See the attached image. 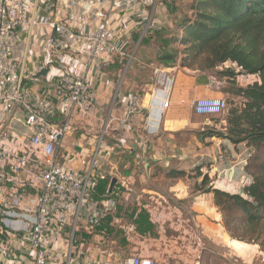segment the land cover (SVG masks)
Masks as SVG:
<instances>
[{
  "label": "built area",
  "instance_id": "2783aa9c",
  "mask_svg": "<svg viewBox=\"0 0 264 264\" xmlns=\"http://www.w3.org/2000/svg\"><path fill=\"white\" fill-rule=\"evenodd\" d=\"M80 3V10L70 9L62 21L54 23L43 42L41 52L52 72L48 89L34 93L22 85L21 66L12 53L17 29L28 22V7L24 0H0V264H101L86 244L94 233L106 235L100 227L116 207L114 199L93 196L101 177L98 160L108 124L95 134L90 147L82 148L80 169L67 167L68 156H59L58 149L72 120L88 117L97 105L89 76L100 73L114 55L126 50L132 27L147 9L152 16L158 0ZM172 71L153 70L150 102L161 109L168 106L174 86ZM222 85L213 78L207 82L217 90ZM139 99L136 93L126 95L120 123L127 124L142 111ZM186 103L203 115L223 114L226 108L223 97L191 98ZM159 121L152 122L149 131ZM12 123H19L23 131ZM225 159V153L218 157ZM119 180L125 184L123 178ZM251 180L242 174L241 189ZM116 264L157 262L130 254Z\"/></svg>",
  "mask_w": 264,
  "mask_h": 264
},
{
  "label": "crops",
  "instance_id": "0c3cea01",
  "mask_svg": "<svg viewBox=\"0 0 264 264\" xmlns=\"http://www.w3.org/2000/svg\"><path fill=\"white\" fill-rule=\"evenodd\" d=\"M24 3L28 7V22L17 29L12 53L21 66L22 85L34 93H43L49 87L52 67L45 64L41 46L53 32L54 23L62 21L70 9L80 10L82 5L80 0H24ZM111 61L112 58L100 73L89 76V81L97 92L98 102L91 115L82 120H72L71 129L64 136L62 146L58 149L59 156L65 154L68 156L64 161L65 165L72 169H80L85 155L81 152L82 148L90 147L94 143L95 134L107 123L98 160V171L101 177L116 178L115 185L119 183L120 178L124 179L125 184L119 183L117 191L114 192L112 189L114 195L109 197L114 199L116 204H122L133 197L132 201L143 204L148 210L150 220L156 225L171 223L172 216L178 220L181 217L179 210L156 189L153 182L157 180L158 175L155 177L153 173L157 167L165 169L171 166L186 170L188 164L195 165L200 161L211 163L209 176L212 174L216 176L217 180L213 182L215 187L230 193H240L239 183L247 157V148L242 144L234 146L227 139L216 137L205 138L204 142L199 141L196 132L207 126L219 128V124L212 120L215 115L197 114L186 103L191 98L221 97L218 95L225 93L208 87L209 79L204 74H194L184 69L175 75L166 108L161 109L157 103L151 104L150 92L153 90V84H143L142 89L146 90L139 99L142 111L134 115L127 124H122L119 120L123 116L126 104L125 97L121 96L127 93L118 94L121 101L116 102L112 118L102 115L104 105L109 100L108 94L116 83L114 75L107 71ZM158 118L160 121L157 128L153 127V130L149 131L151 123L157 124L155 121ZM223 122V119L219 121ZM12 126L23 131L19 123H12ZM222 148L223 151L230 150L229 161L227 158L224 161L218 160ZM175 159L180 162L174 163ZM202 171L208 170L204 167ZM169 192L177 199L186 198L191 192L189 180L176 181L169 187ZM143 198H148L151 202L144 201ZM190 209L194 213L192 220L202 226L210 224L212 220L220 222L222 219L211 194L195 196ZM115 219L118 220L115 221L117 223L122 220L121 217ZM218 225L221 226L220 223ZM147 238L148 235L141 239ZM137 241L138 245L133 246L132 250L139 251L135 253L144 256L139 246L140 240Z\"/></svg>",
  "mask_w": 264,
  "mask_h": 264
},
{
  "label": "trees",
  "instance_id": "16d2710c",
  "mask_svg": "<svg viewBox=\"0 0 264 264\" xmlns=\"http://www.w3.org/2000/svg\"><path fill=\"white\" fill-rule=\"evenodd\" d=\"M187 11L190 15L186 14L178 23L179 33L167 39L168 46L175 45L174 50H167L159 60L165 64H176L179 59L181 68L196 70L208 79L229 84L227 89L223 85L219 89L229 96L228 102L225 99L224 115L219 119L212 118L219 128L207 126L196 135L201 142L205 138L216 137L227 139L234 146L242 144L247 148L242 174L252 180L240 193L219 189L209 176L211 163L201 161L190 169V173L171 166L165 169L157 167L153 175L170 182L165 192L160 190L159 180L153 184L187 221H191L194 215L190 209L194 197L211 194L229 235L261 246L259 238L264 234V0H192ZM138 38L133 36L139 45L147 42L145 38ZM225 63L229 65L210 72ZM119 64L120 61L112 59L107 71L115 76L114 68ZM242 75L252 76V80H245V84H241L238 77ZM141 84L151 85L153 81ZM145 90L141 88L140 94ZM221 119L223 123H219ZM204 167L209 170L203 172ZM185 178L192 179L190 194L183 199L174 198L169 187ZM110 180L108 176L98 179L93 195L95 200L114 195L108 192ZM118 185L114 186V192ZM132 198L122 204L117 203L114 214L104 219L100 229L105 230L106 235L113 238L125 236L127 240L126 226L132 229L133 235L137 236L135 238L155 235L158 225L150 220L143 204H137ZM117 217L122 218L120 223L115 222ZM239 228L246 229L249 238L242 236Z\"/></svg>",
  "mask_w": 264,
  "mask_h": 264
},
{
  "label": "rangeland",
  "instance_id": "374dc122",
  "mask_svg": "<svg viewBox=\"0 0 264 264\" xmlns=\"http://www.w3.org/2000/svg\"><path fill=\"white\" fill-rule=\"evenodd\" d=\"M191 1L159 0L152 12V16L151 10L147 9L146 15L137 20L138 24L132 27L129 34L130 45L125 52L112 57L115 61H120V64L114 68L116 69L114 76L116 83L111 93L108 94L109 100L104 105L103 116L112 118L113 108L117 105L116 101L120 97L118 96L120 92L123 93L121 95L136 93L141 97L140 90L143 85L141 82L153 81L154 68L167 71L174 68V71H172L174 81L175 75L183 72L182 70L184 69L194 74L200 73L196 70L181 68L179 59L176 64H165L159 60L161 54L167 50H174L175 45L171 44L168 46L166 43L167 39L172 34L179 33L178 23L186 14L190 15L187 9ZM134 35L139 37L138 40L145 38L147 42L139 45V41H134ZM226 65L228 66L229 63H225L210 72L221 70ZM210 74L215 75L214 73ZM238 80L241 84L246 82L243 76H239ZM223 86L227 89L229 84L226 82ZM218 96L225 98L228 102V95ZM223 115L214 116V118L219 119ZM104 118L102 117V119ZM192 147L194 148V146ZM221 151L226 154V158L229 161L230 150L226 149V151H223L222 148ZM169 152L172 153L173 151L170 150ZM179 162L176 160L174 163L177 164ZM193 166L188 164V167L185 168L188 173H190V169ZM211 178L213 182L217 180L213 174ZM185 179L189 180L191 186L192 179ZM157 180L160 181V190L165 192L167 189L166 185L170 181L161 179V176H158ZM239 186L241 187L240 183ZM143 200H148V198H143ZM148 201L151 202V200ZM114 212L111 213L114 214ZM180 216L182 218L179 217L178 220L172 216L171 223L158 226L155 235L150 236L147 240L139 239L140 237L135 238L137 236L133 235L132 229H128L127 226L124 227L125 233L127 232L126 235L128 234L126 236L127 240L125 236L122 238L119 235L117 238H113L111 235L100 236V234L94 233L87 241L86 249L94 256L96 261L100 260L101 264H116L124 257L139 252L132 250L133 246L138 245V239L140 240L139 246L144 252L143 255L153 258L157 264H264V234L259 238L262 244L260 246L258 243L248 242L246 239H235L230 236L223 225L222 219L220 222L212 220L210 224L202 226L193 220H183L182 213H180ZM115 221L118 222L116 219ZM219 223L221 226L218 225ZM238 231L245 238H249V233L246 229L239 228ZM124 240L125 243L126 241L130 242V245H128V242L125 244ZM118 254H120V257Z\"/></svg>",
  "mask_w": 264,
  "mask_h": 264
},
{
  "label": "water",
  "instance_id": "95a60500",
  "mask_svg": "<svg viewBox=\"0 0 264 264\" xmlns=\"http://www.w3.org/2000/svg\"><path fill=\"white\" fill-rule=\"evenodd\" d=\"M125 48L122 49L121 51L124 52ZM117 179L116 178H111L110 180V183H109V186H108V192L111 193L112 192V189L116 183Z\"/></svg>",
  "mask_w": 264,
  "mask_h": 264
}]
</instances>
